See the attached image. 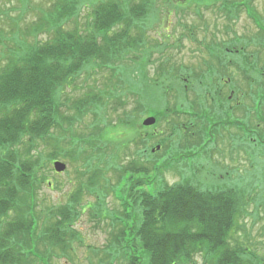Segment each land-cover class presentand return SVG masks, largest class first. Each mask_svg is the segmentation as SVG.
<instances>
[{"label": "trees", "instance_id": "obj_1", "mask_svg": "<svg viewBox=\"0 0 264 264\" xmlns=\"http://www.w3.org/2000/svg\"><path fill=\"white\" fill-rule=\"evenodd\" d=\"M15 1L18 8H10L17 14L14 17L0 8L3 26L8 27L7 31L0 27V264L67 261L72 242L79 238L73 226L82 214L80 198L85 186L88 194L103 198L106 193L99 188L101 183L110 188L121 210L110 215V240L101 251L100 264H191L196 254H203L211 264H254L245 248L230 243L231 234L238 230V219L248 204L244 200L246 186L242 179L234 181L231 187L219 189L181 183L150 192L147 189L150 181L138 176L157 171L158 160L154 154L149 153L147 166L135 160L119 165L115 159L125 154L124 149L119 151V146L94 142L91 137L87 138L89 143L73 133H68L66 139L85 148L87 155L83 164L88 165L86 169L92 174L87 176L86 184L78 185L67 207L52 211V218L48 211L38 218L33 188L36 184L45 185V181L37 175L39 165L32 153L39 148L52 147L54 152L48 155L49 160L66 159L68 154L57 152L59 140L55 145L52 142L59 126V105L64 107L63 103H70L73 119H65L70 120L68 126H71L88 114L93 115L92 123L97 122V112L106 109L107 104L112 103L116 108L127 102L120 94L126 87L122 81L109 95L91 91L77 101L70 98L61 101V95L63 98V92L94 61L107 65L115 59L120 66L132 53L143 48L145 41L140 38L146 33L145 15L149 6L152 9L153 0H140L139 5L129 0L134 5L128 3L127 6L128 1L95 0L92 26L83 31L77 28V22L72 29H65L67 22L76 18L77 10L81 9L79 0H53L49 10L24 29L18 25L30 0ZM131 30L138 31L139 45ZM41 34L46 37L43 41L38 40ZM131 60L137 64L139 59ZM105 68L112 70L111 66ZM171 90L179 94L175 87ZM59 92L63 94L58 95ZM142 102L138 101L139 106H143ZM142 106L136 109L141 112ZM175 107L176 104L159 115L155 123L159 130L164 131L163 123L167 121L165 131L169 129L173 136L179 135L182 125L175 123L174 117L179 119L181 114L200 123L202 134H207L208 113L204 109L203 113L193 108L177 113ZM155 135V138L163 136L160 131ZM165 138L160 139V150L163 148L174 157L178 137L174 141ZM111 178L114 184H109ZM38 220L44 222L39 237L36 236ZM39 245L44 246L45 256L38 251Z\"/></svg>", "mask_w": 264, "mask_h": 264}, {"label": "rangeland", "instance_id": "obj_2", "mask_svg": "<svg viewBox=\"0 0 264 264\" xmlns=\"http://www.w3.org/2000/svg\"><path fill=\"white\" fill-rule=\"evenodd\" d=\"M79 1L82 4L81 9L77 10L76 18L67 22L65 26L67 30L72 29L76 22L77 28L82 29L81 31L92 26L91 11L96 1ZM119 1L123 3L128 1L125 3L126 6L128 3L129 5H134L133 2L137 5L140 3V0ZM219 1L153 0L152 9L149 6L148 12L146 11L145 19L148 22H145L146 33L143 38L137 34L138 31L131 30L133 38H137L136 45H139V38L145 41L140 51L132 53L120 66L115 59H111V64L107 62V65L94 61L85 68L69 89L63 92L64 94L58 93V95L63 94L61 101L65 98L77 101L85 98L91 91L109 95L112 89L114 90V86L122 81L126 87L119 92L123 100L127 102L116 108L110 103V105L107 104L106 109L96 111L99 117L96 119L97 122L94 121L95 124L92 123L93 115L88 114L80 123H74L71 126H68L70 122L68 119H73L74 114L71 113L70 103L62 102L65 104L64 107L59 105L61 120L57 119L58 132L56 131L57 135L53 133L55 138L52 142L55 145L57 144L55 142L59 140L57 152L61 150L68 154L66 159L49 160L48 155L54 152L52 147L39 148L32 153L36 156L35 160L39 165L37 175L45 181V185L36 184L33 188L34 208L38 218L45 211H48L49 218H52V211L61 206L67 207L78 185L81 182L86 184L87 176L92 174L90 169H86L89 168L88 165L83 164L86 157L84 155H87L84 152L85 148H81L83 146L80 145V147L76 143H68L66 139L68 133H73L77 135L76 138H84L89 143L91 142L87 138L91 137L94 142L108 143L106 145L109 147L119 146V151L124 149L125 154L115 159L119 165L129 163L128 160H135L147 166L150 160L149 153L154 154L155 160H158L157 171L138 176L150 181L147 186L150 192L181 183H196L204 188L219 189L225 186L231 187L234 181L242 179L246 186L244 200L248 204L238 219V230L231 234L230 243L245 248L253 258L254 264H264V147H262L263 150H257L256 156H252L251 142H246L244 145L232 137V135H238L237 128L216 129L215 140L210 139L206 144L208 136L202 134V125L181 114H177L179 119L174 117L175 123L182 125L179 135L177 133L173 136L169 129L165 131V127L168 126L167 121L163 123L165 132L159 130L156 125L142 126L147 118H154L157 122L160 114L176 104L177 113L185 108H193L203 113L204 109L208 116L217 121L245 119L250 127L257 130L252 124L253 116L249 98V91L252 89L247 87V84L244 85L240 79L235 62H240L237 60L240 56L242 61L248 64L256 61L264 64L262 56L264 38L258 35L240 8L235 10L238 16L235 21L225 20V15L219 8L221 3ZM241 1H248L251 13L264 26V0H226L225 2L236 7ZM52 2L53 0L28 1L26 5L29 6L28 10H23V20L18 27L24 29L25 26H30L32 22L37 21L38 16L44 15L49 10ZM16 7L18 8L15 0H0L1 10H7L9 17L17 15L10 10ZM3 22L4 19L0 16V27L7 31L8 27L3 26ZM40 36L38 40L43 41L46 38L42 34ZM235 37L241 39L247 47L243 50V54L233 56L230 67L225 71L217 69L213 78L208 77L206 46H209L210 42L224 43ZM132 58L139 59L137 64H133ZM106 66H111L112 70L106 69ZM261 79H263L262 76L255 77V86L262 84ZM169 87H175L179 94L175 95ZM261 89L264 91V87ZM139 100L144 102L143 106H139ZM137 106L138 108L142 106L141 112L136 109ZM261 107L264 112V103ZM100 129H102L101 133ZM157 131L162 132L163 136L155 138ZM223 131H225L224 134ZM258 131L264 138V124ZM158 134L160 136V133ZM163 137L169 140L172 138L173 141L178 137L176 151L172 154L174 157L164 152L163 148L160 150L162 147L160 139ZM79 148L83 149L80 153ZM70 156L72 157L69 158ZM54 162L63 163L64 172L59 174L54 172ZM170 165L171 168H169ZM86 170L90 171L89 174ZM37 175L36 177L39 178ZM80 175L84 176L80 177ZM34 179L36 181V178ZM114 183V178H111L109 184ZM85 188L80 198L82 214L78 223L73 226L79 232V238L72 242L67 261L52 259V264H100L101 262L100 259L103 257L101 251L110 240L109 235L112 230L110 215L121 209L114 200L110 188L104 187L103 183L99 185V188L106 193V195L101 193L103 198L97 197L96 194H88V189L86 186ZM43 224L44 222L38 220L36 228L38 237ZM44 249V246L39 245L38 251L41 255L43 254L42 256H45ZM192 257L191 264H211V261L205 260L203 254Z\"/></svg>", "mask_w": 264, "mask_h": 264}, {"label": "flooded vegetation", "instance_id": "obj_3", "mask_svg": "<svg viewBox=\"0 0 264 264\" xmlns=\"http://www.w3.org/2000/svg\"><path fill=\"white\" fill-rule=\"evenodd\" d=\"M239 7L241 8L243 14L245 15V13H247L248 11L246 8L249 9L248 1L240 2ZM245 17L252 23L258 35L264 38V26L260 24V28H257L256 26L257 23L251 20L253 19V16L250 19L246 15ZM224 18L225 20L228 21V18L226 17ZM245 48L247 47L242 42V40L236 37L224 43L210 42L208 49H207L208 61H207V66H206L208 69V77L213 78L215 71L217 69H221L222 71H225L226 69H228L230 67V61L232 57L243 54V50ZM262 56L264 57V54H262ZM237 60H239L240 62L236 61L235 66L238 70L240 79L243 81L244 85L247 84L246 86L252 89L251 91H249L250 93L249 98L251 100V115L253 116L252 124L256 126L257 130L254 127H250L249 126L250 124L246 123L245 119L239 118L236 120L231 119V121H224V120L217 121L215 120V118L208 116L207 124L209 126L207 127L208 130H207L206 136H208V138H207L206 144L209 143L210 139L215 140L214 131H216V129L237 128L238 135L236 136L232 135V137L235 138L237 141H241L244 145L246 142L248 143L251 142L253 144V147H252L253 149L251 148L253 153H250V154H252V156L254 155L256 156L257 150L258 149L263 150L262 147H264V138L261 136L260 131H258L262 127V124H264V113H263V108L261 107L262 104L264 103V94L260 92L261 86L264 85V64L260 63V61H256L253 64H248L242 61L240 56L239 58H237ZM256 74L258 76L263 77V79H261L262 81L261 85L255 86L254 84L255 77L257 78ZM212 129H215V130L212 131ZM224 133L225 131H223V134ZM223 137L224 136L222 135V138Z\"/></svg>", "mask_w": 264, "mask_h": 264}, {"label": "water", "instance_id": "obj_4", "mask_svg": "<svg viewBox=\"0 0 264 264\" xmlns=\"http://www.w3.org/2000/svg\"><path fill=\"white\" fill-rule=\"evenodd\" d=\"M155 124V119L154 118H147L143 123L142 126L143 127H151ZM53 169L56 173H62L65 170V165L63 163L60 162H55L53 164Z\"/></svg>", "mask_w": 264, "mask_h": 264}]
</instances>
